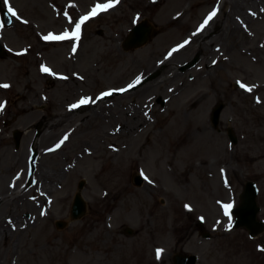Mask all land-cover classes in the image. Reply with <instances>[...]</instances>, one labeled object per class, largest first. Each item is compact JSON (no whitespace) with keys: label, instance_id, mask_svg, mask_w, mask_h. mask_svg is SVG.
Instances as JSON below:
<instances>
[{"label":"rangeland","instance_id":"rangeland-1","mask_svg":"<svg viewBox=\"0 0 264 264\" xmlns=\"http://www.w3.org/2000/svg\"><path fill=\"white\" fill-rule=\"evenodd\" d=\"M190 1L181 0L169 16L180 20L161 32L158 21L175 0L151 8L149 0H119L85 20L79 39L61 43L44 37L71 33L84 12L109 0H9L18 13L9 26L1 22V0L0 85L16 88H0V222L14 231L7 241L0 237V264H173L177 254H196V264H264V231L252 238L243 228H229L233 217L223 208L236 205L244 183L254 180L257 216L264 218V2L256 13L251 0H244L242 13H227L234 0H222L226 15L215 16L190 41L219 0ZM143 20L153 24L151 37L125 48ZM202 39L209 45L205 55L197 49ZM42 66L51 72L42 75ZM150 81L152 87L134 93ZM105 89L124 95L105 99L109 109L94 114ZM198 92L199 100L187 104ZM82 98L90 102L71 107ZM137 109L142 122L124 129ZM185 128L191 142L176 149L168 134ZM138 172L143 180L136 185ZM125 181L129 192L112 197V188ZM80 182L86 212L71 219ZM46 230L54 233L51 242Z\"/></svg>","mask_w":264,"mask_h":264},{"label":"bare ground","instance_id":"bare-ground-1","mask_svg":"<svg viewBox=\"0 0 264 264\" xmlns=\"http://www.w3.org/2000/svg\"><path fill=\"white\" fill-rule=\"evenodd\" d=\"M171 1V0H170ZM176 2H177V4L168 12V13H166L165 15V17L163 18L164 19V21H163V19L162 20H159L158 21V30L159 31H161V32H164V30L166 29V28H168V27H170V26H172L173 24H175L176 23V21H179L180 20V16H172V17H169L178 7H179V3L181 2V0H175ZM208 0H191L190 2H191V5L192 6H198V5H201V4H203V2H207ZM169 2V1H168ZM167 2V0H149V4L147 5V8H151V6L152 7H158L159 5H160V3H161V5L163 6V5H165V4H167L168 3ZM263 2H264V0H251V4H252V6H251V13H256V12H258L259 10H260V4L262 3L263 4ZM243 4H244V0H234L233 1V3H232V5L230 6V10L229 11H227V13H230L231 12V10H233V11H238L239 13H242V10H243ZM115 5V4H114ZM168 6H169V3L167 4ZM166 5V6H167ZM227 2L226 1H223V3H222V0H219L218 1V4H217V15H216V17L214 18V20H216V18L221 14V13H223L224 14V16L226 15V9H227ZM215 8H216V5L214 6ZM213 7V8H214ZM219 11V12H218ZM237 12V13H238ZM143 14H145V13H143ZM228 15V14H227ZM169 17V19H167V20H165V18H168ZM213 19L210 21V23L209 24H211L213 21H214ZM146 21V20H145ZM146 23H147V25L150 27V30L152 31L153 30V24L151 23V22H149V21H146ZM132 25V22H131V20H129L128 21V23H127V26L129 27V26H131ZM179 25H181V23L179 24ZM231 27V26H230ZM234 27H236V26H234ZM206 28H208V26L207 27H205V29ZM124 29L123 28H120L119 29V31H120V34L122 33V31H123ZM204 30V29H203ZM234 30H236V29H232V31H234ZM203 32V31H202ZM201 32V33H202ZM200 33V31L199 32H196L195 34H192V36H191V39H190V41L193 39L194 41L195 40H197L200 36H202V34ZM200 34V35H199ZM54 35V34H53ZM48 41H56V42H59V40H48ZM64 41H66V40H63V41H61V43H63ZM202 41V42H201ZM200 41V43H199V45H198V47H197V49L200 51V52H202L201 54H204L205 52V50H207L208 48H209V45L207 44V42H205L204 41V39H202ZM60 43V44H61ZM17 50V49H16ZM16 50H14L12 53H14V54H16V53H18ZM205 55V54H204ZM202 58V57H201ZM202 59H204V61L207 59V58H202ZM162 63L164 64V65H166L167 63H168V60H164V61H162ZM217 69V66L216 67H214V70H216ZM161 71V70H160ZM41 73H42V75H48V72L46 73V72H43V71H41ZM166 74V71H163L162 73H161V75H160V77L162 76V75H165ZM166 75L162 78V81L163 80H166ZM154 81H156V80H154ZM154 81H150V82H147V83H144L143 85H140L135 91H134V93L136 94V95H140L141 93H143L144 91H146L147 89H149L150 87H152L153 85H154ZM134 81H132V83H133ZM131 84V83H130ZM9 89L10 88H12V89H15L16 87L15 86H13V85H10V87H8ZM130 88H125V90H124V92L123 93H126L128 90H129ZM1 90H3V91H6V88H1ZM201 92V91H200ZM200 92H198V93H196V94H194V95H192L191 97H189V98H187V101H186V103L187 104H190V103H194V102H196V101H198L197 100V98H198V94L200 93ZM109 93V92H108ZM111 93V92H110ZM123 93H121V94H119V95H113V93H111L110 95H107V96H104V95H101L98 99H96V102L94 103V114H97L98 112H103L104 110H108L109 108H105V106L102 104L103 102H104V100L105 99H109V98H112V97H114V96H116V97H118V96H120V97H122V95H124ZM128 93H130L131 94V92H128ZM133 93V92H132ZM135 113L136 114H134V116L132 117V118H130V120L132 121V122H129V123H127V125L129 126V127H124V129H126V128H128V130L130 129V130H132V129H135V128H137L138 127V124L139 123H141L142 122V120H143V115L140 113V111L137 109L136 111H135ZM45 123V121H43V122H41V125L42 124H44ZM193 128H195V129H197V130H202L203 128H205L204 126H200V125H195V126H193ZM184 131H182V129H181V131L180 132H176V133H174L173 131H171V132H169V134H168V141H169V144H171V145H173V147L174 148H179L181 145H183V144H187V143H190L191 141V136H188V133L185 131V130H187L186 128L185 129H183ZM122 132H124V130L123 129H121V130H119V133H122ZM184 133V134H183ZM147 137V139H149L148 138V135L146 136ZM34 143V146L37 144V142L36 141H34L33 142ZM46 147H45V149H43V151L42 152H45L46 151ZM38 169H39V176H41L42 175V179L45 181V183H44V186H45V189L47 188V190H52V184H51V182L49 181V179H48V177L49 176H46V174L43 172V170L41 169V171H40V167H39V164H38ZM23 172H24V174H25V168L23 169ZM36 173H37V171H36ZM140 175H141V173H139ZM22 173H21V176H18V178L15 180V182H14V189L20 184V182H21V178H22ZM53 175H51V177H52ZM47 177V178H46ZM59 177V173L58 174H54V179L55 178H58ZM54 181V180H53ZM50 182V183H49ZM57 183H58V181H57ZM8 184H10V183H8ZM48 185V186H47ZM148 185H151L150 183H148ZM32 188V187H31ZM31 188H29V189H31ZM154 188L155 189H157V187H155L154 186ZM114 191H113V195H112V197H114V198H117V197H119V198H121L122 196H123V194L124 193H126V192H129V189H130V186H129V184H128V182H124L122 185H120V186H116V187H114V188H112ZM9 190V189H8ZM46 190V191H47ZM22 191H25V187L22 189ZM19 196L17 197V199H19V198H21L22 197V195L23 194H18ZM1 201V200H0ZM15 201H16V199H15ZM118 202H119V199H118ZM114 203L113 202H111V204L109 205L110 207H114V205H113ZM27 216V218L25 219L24 218V220L26 221H31L32 220V216L31 215H26ZM116 218V215H112V216H110V217H108V220H107V224H108V230H110L111 229V226H110V224L112 223V221L114 220ZM17 222H19V221H17ZM9 224H2L1 222H0V237L3 239L4 238V240L6 239V237H8V236H11L12 235V233L14 232V231H12L11 229H9V226H8ZM53 232H51L50 230H46L45 231V234H44V237H45V239L47 240V242H51L52 240H53ZM6 241H7V239H6ZM54 242V241H53Z\"/></svg>","mask_w":264,"mask_h":264},{"label":"water","instance_id":"water-1","mask_svg":"<svg viewBox=\"0 0 264 264\" xmlns=\"http://www.w3.org/2000/svg\"><path fill=\"white\" fill-rule=\"evenodd\" d=\"M3 19L5 24H9L12 21L11 16L7 13L6 10L3 11ZM150 27L146 24L145 21L140 22L135 25L131 31L129 36L127 37L124 47L131 48L137 47L145 43L151 37ZM3 51L0 46V55H2ZM221 109V104L216 105V107L212 111V121L214 124L217 123L219 111ZM228 135L231 142L236 141V137L232 131V129H228ZM19 134L15 133V140L18 142ZM141 178L135 177L136 185H139ZM83 182L78 184L79 190ZM257 187L255 182L248 181L245 183L244 189L240 194V202L239 204L232 209V213L235 216L234 227H245L250 235H256L264 230V220L257 219V212L259 211V206L257 205ZM85 213V203L80 194V192H76L73 203L71 206V218L77 219L81 217ZM63 222L59 223V227H62ZM196 260L195 255H187V256H179L176 260V264H194Z\"/></svg>","mask_w":264,"mask_h":264},{"label":"snow or ice","instance_id":"snow-or-ice-1","mask_svg":"<svg viewBox=\"0 0 264 264\" xmlns=\"http://www.w3.org/2000/svg\"><path fill=\"white\" fill-rule=\"evenodd\" d=\"M3 3L5 5V7H6L7 13H9L13 17H17L18 16L17 11L10 5L9 0H3ZM115 3H119V0H109V2L107 4H97L87 16L81 17L80 20L75 23V29L71 33H69L67 30L61 35H53V34L50 33L47 36H45L44 39L45 40H59V41L68 40V39H79L81 25L84 23V21L89 19L91 16L97 15L98 12H100V11H106L107 9L113 7ZM262 11H264V10H262ZM216 14H217V11L215 9H213V11H211L207 15V17L205 18L204 22L200 25V28L198 29V31L202 30L205 26H207L209 21H211L216 16ZM65 15H67V13H65ZM185 43H187V42H185ZM182 46L183 45H181V47ZM75 50L76 49H75V46H74L73 47V51L75 52ZM175 50L176 49H173V51H175ZM41 71L46 72V73L47 72H51V70L49 68L43 67V66L41 68ZM139 82H140L139 78H137L135 83H139ZM133 86L134 85H129V87H133ZM8 87H10V85H7V84L0 85V88H8ZM240 87L246 88L247 91H251L252 90L251 87H247L244 84H240ZM110 94L111 93H104L103 95L107 96V95H110ZM89 102H90L89 99L82 98L78 102V104H73L71 107L72 108H77L80 105L87 104ZM4 107H5V105L3 103H0V111H3ZM64 139L66 140L67 136H65ZM61 143H63V141H61ZM57 147H59V145H57ZM223 208H224V214L226 216H229L230 209L232 208V205L231 204H227V205H224ZM42 215H43V213H42ZM228 227L231 228V223H229ZM262 250H264V249H262ZM161 252H162L161 249H157L156 255H157L158 259H159L160 255H161Z\"/></svg>","mask_w":264,"mask_h":264}]
</instances>
